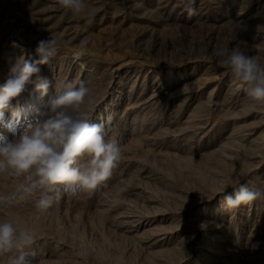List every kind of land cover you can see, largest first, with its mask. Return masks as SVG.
<instances>
[{"label":"rangeland","instance_id":"obj_1","mask_svg":"<svg viewBox=\"0 0 264 264\" xmlns=\"http://www.w3.org/2000/svg\"><path fill=\"white\" fill-rule=\"evenodd\" d=\"M86 2L90 24L56 0H0V87L16 57L38 59L39 41H57L40 66L48 95L29 83L17 98V132L83 81L97 102L91 121L111 116L122 145L107 187L62 195L43 212L40 193L22 191L24 176L0 174V215L35 231L25 249L33 264H264V201L228 208L217 195L264 187V105L214 54L228 47L264 58V0ZM0 137L13 133L0 124Z\"/></svg>","mask_w":264,"mask_h":264},{"label":"clouds","instance_id":"obj_2","mask_svg":"<svg viewBox=\"0 0 264 264\" xmlns=\"http://www.w3.org/2000/svg\"><path fill=\"white\" fill-rule=\"evenodd\" d=\"M56 2L74 17L92 23L95 12L86 0ZM187 11L191 15L195 9L189 7ZM89 43L90 39L85 37L79 46L86 47ZM13 47L19 45L14 43ZM57 51L55 39L39 41L36 48L38 59L30 60L24 55L16 57L10 66L8 79L0 87V124L13 133L11 140L0 137V174L7 171L12 176H24L27 184L21 185V189L28 194L40 193L34 203L42 212L53 206L62 195H92L107 187L106 182L123 158L119 132L112 124V117L101 123L91 121L97 102L83 81L79 86L66 84L63 91L50 99L47 111L38 112L17 132L16 126L25 115V109L17 98L29 83L34 85L40 98L48 95L49 81L39 75L40 66L48 64ZM214 54L234 81L245 89L247 96L254 103L264 105V58L228 47L217 49ZM5 113L10 114L8 121ZM59 186H63L62 191ZM220 194L228 208L264 201V187L251 189L246 184H240L231 194L226 192V188L221 189L217 195ZM35 237L33 229L0 215V257L9 254L8 259L0 261V264H33L36 253L25 249L31 248ZM256 247L258 242L253 249ZM14 250L18 254L11 255Z\"/></svg>","mask_w":264,"mask_h":264},{"label":"bare ground","instance_id":"obj_3","mask_svg":"<svg viewBox=\"0 0 264 264\" xmlns=\"http://www.w3.org/2000/svg\"><path fill=\"white\" fill-rule=\"evenodd\" d=\"M228 241H229L228 236H223V237L218 238V244L220 246L224 245Z\"/></svg>","mask_w":264,"mask_h":264}]
</instances>
